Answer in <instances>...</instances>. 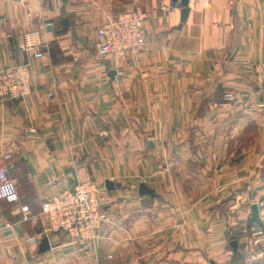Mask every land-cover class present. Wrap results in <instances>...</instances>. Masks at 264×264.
<instances>
[{"label": "crops", "instance_id": "1", "mask_svg": "<svg viewBox=\"0 0 264 264\" xmlns=\"http://www.w3.org/2000/svg\"><path fill=\"white\" fill-rule=\"evenodd\" d=\"M135 6L143 49L100 55L97 28ZM32 31L42 58L20 48ZM261 61L264 0H0V67L33 75L27 98L0 101V153L21 197L0 200V264H236L260 250ZM87 177L107 201L90 248L22 220L21 204L37 211Z\"/></svg>", "mask_w": 264, "mask_h": 264}, {"label": "built area", "instance_id": "2", "mask_svg": "<svg viewBox=\"0 0 264 264\" xmlns=\"http://www.w3.org/2000/svg\"><path fill=\"white\" fill-rule=\"evenodd\" d=\"M146 13L140 7H129L109 17L97 28L93 44L100 55L114 54L119 57L128 52L143 49L146 43L144 22ZM38 32H26L20 48L32 53L35 58L45 55L43 47L35 40ZM255 82L264 87V61L252 66ZM32 72L28 63L0 67V101H21L32 92ZM227 100H249L247 94L227 91ZM259 112H264V100L256 103ZM12 153H0V200L19 203L21 200L16 180L11 175L8 162ZM107 201L91 177L81 181L74 190H64L44 199L39 210L34 211L27 204H21L22 220L38 223L48 220L52 231L63 232L83 248H90L107 220ZM44 236V230L29 238L37 243ZM259 240H256L258 243Z\"/></svg>", "mask_w": 264, "mask_h": 264}, {"label": "rangeland", "instance_id": "3", "mask_svg": "<svg viewBox=\"0 0 264 264\" xmlns=\"http://www.w3.org/2000/svg\"><path fill=\"white\" fill-rule=\"evenodd\" d=\"M236 264H264V245L260 247V250L253 251L252 254L241 255Z\"/></svg>", "mask_w": 264, "mask_h": 264}, {"label": "water", "instance_id": "4", "mask_svg": "<svg viewBox=\"0 0 264 264\" xmlns=\"http://www.w3.org/2000/svg\"><path fill=\"white\" fill-rule=\"evenodd\" d=\"M186 3H187V0H184V5H186ZM187 11H188L187 8H184V9H183V13H185V12H187ZM254 209H255V212H256V211H257V206H254ZM256 213H257V212H256ZM49 247H50V243H49L48 238H44V239L42 240V243H41V249H42V250H47Z\"/></svg>", "mask_w": 264, "mask_h": 264}, {"label": "trees", "instance_id": "5", "mask_svg": "<svg viewBox=\"0 0 264 264\" xmlns=\"http://www.w3.org/2000/svg\"><path fill=\"white\" fill-rule=\"evenodd\" d=\"M240 257H241V256H239L238 258H240ZM238 258H237V260H238ZM237 260H236V261H237Z\"/></svg>", "mask_w": 264, "mask_h": 264}]
</instances>
